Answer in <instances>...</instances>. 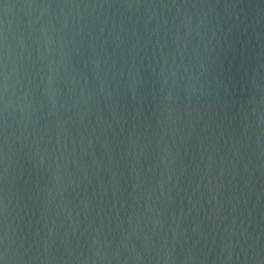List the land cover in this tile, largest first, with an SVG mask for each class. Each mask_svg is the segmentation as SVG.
<instances>
[{"label": "water", "instance_id": "1", "mask_svg": "<svg viewBox=\"0 0 264 264\" xmlns=\"http://www.w3.org/2000/svg\"><path fill=\"white\" fill-rule=\"evenodd\" d=\"M0 264H264V0H0Z\"/></svg>", "mask_w": 264, "mask_h": 264}]
</instances>
